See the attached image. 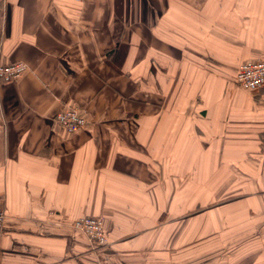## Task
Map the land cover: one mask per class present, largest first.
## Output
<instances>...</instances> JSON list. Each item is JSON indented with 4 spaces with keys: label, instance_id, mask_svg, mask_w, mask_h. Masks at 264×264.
<instances>
[{
    "label": "crops",
    "instance_id": "1",
    "mask_svg": "<svg viewBox=\"0 0 264 264\" xmlns=\"http://www.w3.org/2000/svg\"><path fill=\"white\" fill-rule=\"evenodd\" d=\"M258 61L264 0H0V264H264Z\"/></svg>",
    "mask_w": 264,
    "mask_h": 264
},
{
    "label": "built area",
    "instance_id": "2",
    "mask_svg": "<svg viewBox=\"0 0 264 264\" xmlns=\"http://www.w3.org/2000/svg\"><path fill=\"white\" fill-rule=\"evenodd\" d=\"M80 1V0H78ZM29 70L24 63L0 66V82L13 83L19 81ZM238 87L246 92H256L264 88V61L245 63L239 66L236 73ZM59 127L68 134H76L87 126V120L79 108L71 107L62 112L57 119ZM6 214L0 210V242L5 229ZM76 230L81 231L95 248L106 247L108 234L102 220L83 217L73 223Z\"/></svg>",
    "mask_w": 264,
    "mask_h": 264
},
{
    "label": "trees",
    "instance_id": "3",
    "mask_svg": "<svg viewBox=\"0 0 264 264\" xmlns=\"http://www.w3.org/2000/svg\"><path fill=\"white\" fill-rule=\"evenodd\" d=\"M109 54H110V53H109ZM122 54H123V52L111 53V54L109 55L108 61H109L111 55H113V56H114L113 59L116 60L118 57H121ZM109 63H110V62H109Z\"/></svg>",
    "mask_w": 264,
    "mask_h": 264
}]
</instances>
